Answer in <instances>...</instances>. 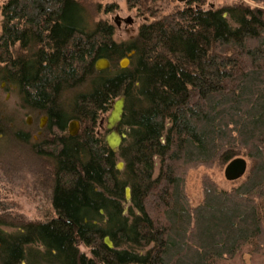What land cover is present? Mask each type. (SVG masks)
<instances>
[{"label": "trees", "instance_id": "1", "mask_svg": "<svg viewBox=\"0 0 264 264\" xmlns=\"http://www.w3.org/2000/svg\"><path fill=\"white\" fill-rule=\"evenodd\" d=\"M160 1L126 0L146 19L125 41L103 17L116 3L2 5L0 79L49 122L37 134L0 104V264H217L264 252V0H186L164 14ZM100 57L111 66L98 69ZM123 94L126 137L113 150L101 120ZM236 156L245 174L230 187L205 177L193 204L189 170ZM18 181L49 194L43 217L17 209Z\"/></svg>", "mask_w": 264, "mask_h": 264}, {"label": "rangeland", "instance_id": "2", "mask_svg": "<svg viewBox=\"0 0 264 264\" xmlns=\"http://www.w3.org/2000/svg\"><path fill=\"white\" fill-rule=\"evenodd\" d=\"M104 5H111L116 3L118 9L115 11L104 14V18H108L116 27L115 39L118 41H125L133 38L139 28V25L146 19L145 15H139L137 10H131L126 0H91ZM186 0H175V2L167 0L166 2H158L160 9H162L161 14L166 12L170 13L176 7L178 2L184 3ZM7 0H0V34L2 32V15L1 7ZM177 2V3H176ZM131 18L132 23L126 20ZM122 20L121 24L118 25L117 21ZM0 104L3 111L10 116H13L15 123L22 126L23 123L28 119L29 113L27 108L21 105L20 96L17 92L12 89L9 90L2 87V81L0 79ZM110 113V112H109ZM107 115L104 116V122L102 123V128L105 130ZM36 118V117H34ZM36 123H37V119ZM35 123V125H36ZM108 133V132H107ZM225 164H212L206 165L201 164L189 170L187 174V190L191 197L193 204H198L203 198V180L205 177H210L221 185L230 187L231 180L227 179L225 175ZM26 182L18 181L17 185L12 187V197L16 204L17 209L27 213L33 217H43L44 211L51 208V202L49 199V194L44 190H39L38 193L34 192L28 188ZM217 264H264V252L255 253L250 247L243 248L238 255L234 258H228L225 260H219Z\"/></svg>", "mask_w": 264, "mask_h": 264}, {"label": "water", "instance_id": "3", "mask_svg": "<svg viewBox=\"0 0 264 264\" xmlns=\"http://www.w3.org/2000/svg\"><path fill=\"white\" fill-rule=\"evenodd\" d=\"M131 18H129L130 20ZM134 54V51L130 52L127 56H124L120 60L121 67H127L130 64V56ZM111 66V61L107 57H100L96 60V67L98 69H104ZM126 108V96L123 94L118 98L114 99L111 104V110L107 117L106 127L109 130L106 135V142L110 148L113 150H117L124 138L126 137V133L122 131L121 122L124 117ZM31 119V117H29ZM29 119V122H30ZM101 122H104V118H102ZM81 127V122L79 119H72L69 123V132L72 135H75L79 132ZM117 167L122 169L124 167V161L120 160L117 163ZM248 168V161L243 156H236L231 159L225 167V175L229 180H235L240 178L245 174ZM126 197L128 199L131 198V187L126 186ZM105 242L109 247H114V242L109 235L105 236Z\"/></svg>", "mask_w": 264, "mask_h": 264}, {"label": "flooded vegetation", "instance_id": "4", "mask_svg": "<svg viewBox=\"0 0 264 264\" xmlns=\"http://www.w3.org/2000/svg\"><path fill=\"white\" fill-rule=\"evenodd\" d=\"M126 21L129 22V23L133 22L132 19H130V20L127 19ZM121 22H122V20L119 19V21H117V24L120 25ZM1 81H2V87H5V88H7L9 90H11L12 88L16 87V85L12 84L11 82L8 83L7 80H1ZM29 114H30L29 117H31V119L28 117V119L26 120L27 124L29 126H31V127L35 126V123H36L35 119L37 118V123H36V126L38 127L37 128V134H41L42 130L45 129L47 127V125H48V122H49L48 114L39 113L38 116H36L34 113H29ZM34 117H36V118H34ZM29 119H30V122H29Z\"/></svg>", "mask_w": 264, "mask_h": 264}, {"label": "bare ground", "instance_id": "5", "mask_svg": "<svg viewBox=\"0 0 264 264\" xmlns=\"http://www.w3.org/2000/svg\"><path fill=\"white\" fill-rule=\"evenodd\" d=\"M107 69V68H106ZM104 70V69H103Z\"/></svg>", "mask_w": 264, "mask_h": 264}]
</instances>
